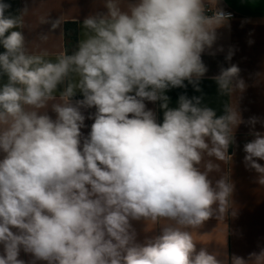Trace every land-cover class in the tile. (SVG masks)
Here are the masks:
<instances>
[{"label":"clouds","instance_id":"9594fccd","mask_svg":"<svg viewBox=\"0 0 264 264\" xmlns=\"http://www.w3.org/2000/svg\"><path fill=\"white\" fill-rule=\"evenodd\" d=\"M101 2L72 51L51 56L29 49L28 4L13 14L0 0V264H264V247L229 257L193 238L209 219L237 215L234 183L211 178L245 123L237 104L217 116L201 96L182 94L171 108L165 94L185 81L201 91L202 54H215L231 13L219 0ZM39 22L50 25L41 42L63 31L61 16ZM240 71L232 64L213 77L221 96L244 92ZM77 92L83 98L73 102ZM145 101L160 102L162 123ZM91 108L85 137L82 109ZM257 123L247 121L254 139L243 163L264 186ZM133 221L158 234L138 242Z\"/></svg>","mask_w":264,"mask_h":264},{"label":"crops","instance_id":"0c3cea01","mask_svg":"<svg viewBox=\"0 0 264 264\" xmlns=\"http://www.w3.org/2000/svg\"><path fill=\"white\" fill-rule=\"evenodd\" d=\"M11 4L10 11L18 14V10L28 4L30 11L24 18L25 35L31 51L47 50L51 56H55L66 50L65 24L71 23L77 26L78 38L81 31L80 24L83 19L102 9L101 0H6ZM219 7L232 11L235 17L228 22V26L217 30V41L211 50L202 54V60L208 68L205 76L200 80V92L185 81L184 88H171L166 91L169 97V107H178L180 95L201 96L202 104L213 108L217 116L224 112L226 103L237 104L245 123L240 124L234 132V143L228 149L231 160L219 162L220 172L212 173L213 181L222 175H227L234 183L233 204L237 211L235 217L229 215L225 220L211 218L205 222L199 231H194L193 238L198 247L203 245L209 251L227 253L247 257L251 252H259L264 247V186L256 182L257 174L253 170L246 169L243 158V145L254 139L250 132L253 130L247 121L251 117H258L264 121V0H219ZM41 16H50L52 19L61 16L63 18V31L57 29L48 33V40L41 42L40 33L48 32L50 25L40 24ZM223 48V51L217 49ZM229 49L233 51L231 60L226 56ZM4 49L0 46V52ZM232 64L240 68V77L244 79L247 87L243 93H237L232 97L221 96L218 85L213 79L219 74L221 67L227 68ZM63 86L58 88L62 91ZM77 92L73 102L82 99ZM146 107L156 113L158 122L163 121V110L160 102L145 101ZM48 114L55 119V113L48 108ZM86 119L85 127L81 129L86 137L94 122L87 117L95 112V108L82 109ZM255 131L264 133V123H257ZM264 165V161H258ZM137 232L138 242H143L146 237L158 234L159 228L143 221H133ZM155 227V228H154ZM3 247L0 245V253ZM20 259L29 262L32 258L21 250ZM37 264H46L38 261Z\"/></svg>","mask_w":264,"mask_h":264},{"label":"trees","instance_id":"16d2710c","mask_svg":"<svg viewBox=\"0 0 264 264\" xmlns=\"http://www.w3.org/2000/svg\"><path fill=\"white\" fill-rule=\"evenodd\" d=\"M78 39L77 26L71 23L65 24L66 50L71 52Z\"/></svg>","mask_w":264,"mask_h":264},{"label":"built area","instance_id":"2783aa9c","mask_svg":"<svg viewBox=\"0 0 264 264\" xmlns=\"http://www.w3.org/2000/svg\"><path fill=\"white\" fill-rule=\"evenodd\" d=\"M226 13H231V19H233L234 17H235V14H234V12H232V11H227V10H224ZM230 19V20H231Z\"/></svg>","mask_w":264,"mask_h":264}]
</instances>
